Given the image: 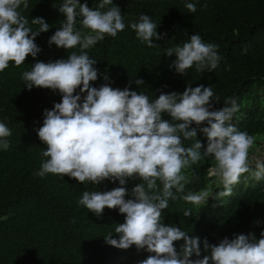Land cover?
I'll list each match as a JSON object with an SVG mask.
<instances>
[{"label":"trees","instance_id":"16d2710c","mask_svg":"<svg viewBox=\"0 0 264 264\" xmlns=\"http://www.w3.org/2000/svg\"><path fill=\"white\" fill-rule=\"evenodd\" d=\"M79 2L96 9L100 0ZM62 3L63 0H28L27 9L20 6L18 11L28 18L27 26L33 31L39 30V24L31 23L38 17L50 28L34 41L40 48L35 59L29 55L19 67L9 62L0 72V123L11 131L7 137L9 148L0 147V264H139L150 253L138 252L134 245L124 250L105 242L104 237L109 234L119 238L115 227L124 222V215L118 209L105 208L103 215L97 217L79 204L84 191H110L120 187L118 181L105 180L94 185L88 181L79 183L68 176L61 179L55 174L43 178L35 175L48 159L41 155L46 145L39 140L37 129L43 124L44 110H51L62 96L58 90L46 88L33 87L29 91L22 74L38 61L48 63L67 59L71 52L80 54L79 46L64 50L48 44L66 19L58 10ZM186 3H194L196 12H188ZM115 5L121 10L125 29L115 37L106 35L85 50L91 59L97 60L94 67L98 69V78L90 86L99 88L110 83L112 88L121 90L130 86L131 91L143 92L154 99L161 92L182 94L188 85L193 88L211 85L220 100L215 108H222L226 98L235 99L239 110L231 123L239 131L254 136V145L264 140V0H113L112 5L101 11ZM141 14L157 24L158 34H166L154 41L159 47L141 43L130 27L139 21ZM79 19L77 29L81 27ZM193 34H199L204 43L216 45L221 59L212 72H197L194 64L186 76L180 75L170 67L176 56H166V49L182 46ZM105 75L109 81L104 80ZM136 79H142L144 84L137 85ZM77 93L79 88L74 94ZM162 119L171 118L162 114ZM196 139L206 148L207 138L199 129ZM182 141L185 147H190L195 138ZM213 167L215 161L209 158L183 169L190 182L184 193L177 195L201 190L214 195L223 190L217 178L209 175ZM140 182L127 181L125 199L132 198V189ZM187 209H191V217L184 216ZM161 222L180 227L201 241L207 238L210 244H218L225 237L232 239L234 233H254L259 239L264 232V179L256 181L251 173L243 174L233 186L231 196L222 201L210 197L200 205H193L181 198L169 199ZM183 243V240L174 242L177 251ZM201 249L200 258L205 254L202 243Z\"/></svg>","mask_w":264,"mask_h":264},{"label":"clouds","instance_id":"9594fccd","mask_svg":"<svg viewBox=\"0 0 264 264\" xmlns=\"http://www.w3.org/2000/svg\"><path fill=\"white\" fill-rule=\"evenodd\" d=\"M112 4L113 0H100L92 9L79 0H63L58 10L66 19L48 44L64 50L79 46L80 54L71 52L67 59L54 62L38 61L22 74L29 91L33 87L46 88L58 90L62 96L51 110H44L43 124L37 129L39 140L46 145L41 155L48 159L35 175L43 178L55 174L61 179L68 176L94 185L105 180L118 181L120 187L110 191H84L79 204L97 217L103 215L105 208L118 209L124 215V222L115 227L119 238L109 234L104 237L105 242L124 250L134 245L138 252L150 253L139 264H264V232L259 239L254 233H234L232 239L225 237L218 244H210L207 238L201 241L180 227L161 222L169 199L181 198L193 205L210 197L222 201L231 196L243 174L251 173L256 181L264 179V160L253 157L254 166L250 164L249 150L255 137L231 123L239 110L235 99L226 98L222 108H215L220 100L211 85H188L182 94L161 92L154 99L131 91L130 86L123 90L112 88L110 83L99 88L90 86L98 78L94 67L97 60L85 50L106 35L115 37L125 29L118 6L101 11ZM21 5L27 9L28 0H0V72L9 62L19 67L29 55L35 59L40 48L34 41L50 28L38 17L31 23L39 24V30L33 31L27 26L28 18L18 11ZM185 7L190 13L197 10L194 3H186ZM78 17L80 29L76 27ZM130 27L148 47H159L154 41L166 35L157 33V24L146 14H141ZM165 55L176 56L170 67L184 76L194 64L197 72H212L221 59L217 46L204 43L199 34L191 35L182 46L166 49ZM104 80L109 81V77L105 75ZM135 83L142 85L144 81L136 79ZM78 88L79 93L74 94ZM162 114L171 119H162ZM197 129L207 138L206 148L196 139ZM10 135L8 127L0 123V147L5 150L9 148ZM182 138H195V143L185 147ZM209 158L215 161L209 175L217 178L223 190L214 195L201 190L178 196L190 182L182 170ZM130 179L141 182L132 189V198L125 199L128 191L124 185ZM184 216L191 217V209L185 210ZM180 240L184 243L177 251L174 242ZM201 243L205 253L202 258ZM193 256L197 258L191 259Z\"/></svg>","mask_w":264,"mask_h":264},{"label":"rangeland","instance_id":"374dc122","mask_svg":"<svg viewBox=\"0 0 264 264\" xmlns=\"http://www.w3.org/2000/svg\"><path fill=\"white\" fill-rule=\"evenodd\" d=\"M253 157H258L261 160H264V140L260 141L259 144L254 145L249 151V162L254 165Z\"/></svg>","mask_w":264,"mask_h":264}]
</instances>
